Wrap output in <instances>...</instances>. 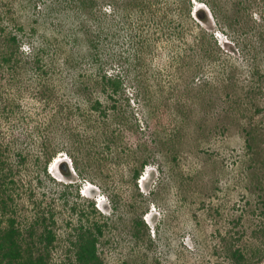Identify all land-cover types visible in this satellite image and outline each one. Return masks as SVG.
I'll return each instance as SVG.
<instances>
[{"label": "rangeland", "instance_id": "rangeland-1", "mask_svg": "<svg viewBox=\"0 0 264 264\" xmlns=\"http://www.w3.org/2000/svg\"><path fill=\"white\" fill-rule=\"evenodd\" d=\"M211 1L218 17L204 2L184 0L191 16L232 53L236 88L212 89L201 102L190 89L199 54L191 52L176 72L167 51H156L132 65L127 88L117 98L124 118L109 112L108 136L90 127L105 119L90 108L97 98L106 108L112 100L93 83L90 89L74 85L76 80L89 85L97 77L85 39L74 43L68 37L60 59L46 54L49 67L41 75L30 64L12 72L2 68L0 121L12 141L15 180L4 215L16 217L25 247L47 254L50 264H67L78 225L97 221L104 224L100 253L106 264H233L232 246L248 255L249 264H264V72L251 77L255 62L246 61L241 48L264 36V0ZM159 2L172 5L177 24L176 0ZM44 30L50 37L52 31ZM67 56L70 62L64 61ZM253 83L257 86L250 89ZM201 105L215 115L206 137L196 132L194 110ZM232 108L244 116L218 122V115ZM247 129L253 130L251 141ZM54 158L60 159L50 173ZM146 158L149 164L141 168ZM92 202L98 212L86 220L83 211ZM46 225L56 233L49 246Z\"/></svg>", "mask_w": 264, "mask_h": 264}, {"label": "trees", "instance_id": "trees-1", "mask_svg": "<svg viewBox=\"0 0 264 264\" xmlns=\"http://www.w3.org/2000/svg\"><path fill=\"white\" fill-rule=\"evenodd\" d=\"M160 0H0V71L3 67H10L11 71L31 65L38 74L46 72L49 64H46V54H51L52 59H60L63 56L67 41L79 42L85 39L89 47V58L92 63L98 65L97 77L88 85V81H75L74 85L83 89L90 85L97 86L106 98L112 100L109 108L103 106V101L97 98L91 104V110L98 112L104 121L102 126L91 128L108 136L111 134L110 122L107 121L112 110L116 118H124L118 109V97L127 88L126 78L133 71L132 65H138L147 57L153 58L161 50L167 51L170 58V67L175 71H181L186 56L191 52H197L199 59L193 65L190 75V89H195L196 99L204 102L212 89H235L237 81H233L236 68L232 63V53L225 50L224 45L218 43L213 33H209L191 16V12L185 8L184 0H176L178 10V23L176 24L170 4L160 6ZM204 2L211 10L213 16L218 17V10L211 0H198ZM41 2V3H40ZM202 21H207L205 11H196ZM26 17L27 22L22 19ZM190 21H189V20ZM188 23L186 24V22ZM69 24L70 28H65ZM52 31L50 37L43 32ZM65 34H60L63 32ZM82 34V35H80ZM260 41L248 45H241L242 53L246 61H252L250 66L251 77L264 72V36L260 33ZM85 36V37H84ZM229 36V35H228ZM61 37L63 39H61ZM69 37V39H68ZM2 38V39H1ZM118 48L123 49H116ZM69 56L64 61L70 62ZM150 63V60H148ZM223 61L220 67L216 65ZM208 63L211 65L206 66ZM151 65V64H150ZM209 67V68H208ZM217 67V68H216ZM135 68V67H134ZM56 67H52V72ZM184 67L182 72L184 73ZM184 78V75H181ZM42 80L37 81L42 85ZM253 83L250 89H255ZM189 87V86H187ZM158 108H156L157 110ZM154 113V111H151ZM152 113V114H153ZM196 132L200 136H207L212 132L210 119L215 115L210 114L208 105H201L195 109ZM201 113V114H200ZM241 113V114H240ZM114 114V115H115ZM200 114V115H198ZM244 116L241 109L232 108L218 115L234 120ZM224 133L228 124L221 126ZM121 130V129H120ZM118 131L121 134L123 131ZM247 141L254 139L253 130H248ZM2 123L0 121V264H50L48 255L36 253L31 247H25L22 243V231L16 217L5 216L9 207V198L13 195L10 186L15 182L12 167L9 164V151L13 146L11 140L6 139ZM251 146V144H249ZM20 158L23 153H20ZM75 168H79L78 160L71 155ZM25 157L21 158V162ZM50 161V159H49ZM47 164V162H46ZM149 164L146 158L141 168ZM46 172V166L44 167ZM64 171L69 172L66 164ZM141 173L138 168L134 171L137 179ZM68 184V183H67ZM83 211L86 220L89 215L96 214L95 203L92 202ZM54 213L50 215L53 219ZM44 222L49 219L45 215ZM54 221V220H53ZM138 224H141L139 221ZM76 240L73 242L74 254L67 264H106L100 253V241L104 234V224L101 222H84L76 229ZM44 237L47 245H52L56 239V233L46 225ZM230 258L233 264H249L248 255L239 247H229Z\"/></svg>", "mask_w": 264, "mask_h": 264}, {"label": "clouds", "instance_id": "clouds-1", "mask_svg": "<svg viewBox=\"0 0 264 264\" xmlns=\"http://www.w3.org/2000/svg\"><path fill=\"white\" fill-rule=\"evenodd\" d=\"M60 158H54L53 162L50 163V166H49V172L52 173V169L53 167L55 166V164H57V160H59ZM100 194V193H99ZM98 194V195H99ZM96 197V196H95ZM98 197V196H97ZM97 197L95 198V200H97Z\"/></svg>", "mask_w": 264, "mask_h": 264}]
</instances>
